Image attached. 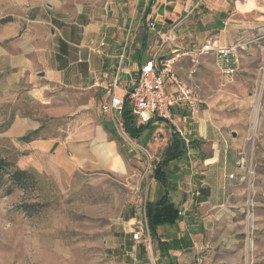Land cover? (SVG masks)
Returning <instances> with one entry per match:
<instances>
[{"label":"crops","instance_id":"1","mask_svg":"<svg viewBox=\"0 0 264 264\" xmlns=\"http://www.w3.org/2000/svg\"><path fill=\"white\" fill-rule=\"evenodd\" d=\"M243 7L233 0H0V73L11 84L25 79L47 103L49 94L58 88L88 93L90 102L85 109L90 110L97 103V91H107L118 71H122L123 87L114 94L123 97L152 55L169 56L175 50L169 43L159 52V35L149 27L151 20L161 32H172L177 45L195 50L211 40L223 45L225 36L239 26L234 22L245 16ZM181 57L188 61L190 56ZM202 80L201 95L205 96ZM150 121L134 139L153 153V140L162 135L159 126L164 125L167 142L159 156L151 154L157 159L156 168L175 131L168 121L163 124L155 116ZM173 121L191 142L184 143L183 154L164 168L169 188L153 171L147 182H139V189L145 202L167 194L178 210L177 217L160 223L151 242H136L130 233L141 220L137 210H130L118 222L121 228H116L124 240L119 246L123 256L132 264H237L225 255L231 251L226 246L238 244L226 229H233L239 197L237 190L227 189L226 171L239 164V152L227 140L225 129L206 113L204 103L199 114L184 105L175 106ZM113 123L111 119L108 127L96 126L82 138L69 135L43 140L41 148L51 150L58 142L56 158H68L79 167L125 172L128 159L136 155L117 137Z\"/></svg>","mask_w":264,"mask_h":264},{"label":"rangeland","instance_id":"2","mask_svg":"<svg viewBox=\"0 0 264 264\" xmlns=\"http://www.w3.org/2000/svg\"><path fill=\"white\" fill-rule=\"evenodd\" d=\"M233 1L244 4L245 16L234 22L239 26L222 46L235 48V75L227 78L214 54L200 57L192 76L190 57L178 58L175 70L200 89L205 81V111L239 152V164L226 171L227 189L239 192L233 229L226 233L238 244L226 246L231 251L225 255L237 264H264V0ZM97 93L90 110L85 109L88 93L65 88L50 93L47 103L25 79L11 84L0 73V159L9 165L0 181V264H132L123 256L119 246L124 240L116 228L132 209L144 221L146 199L139 182L153 175L157 159L152 155H160L168 138L164 125L152 153L113 123L121 142L136 155L125 172L79 167L56 158L57 147L41 148L43 140L82 138L116 120V113L105 109L112 95ZM16 171L33 178L21 186Z\"/></svg>","mask_w":264,"mask_h":264},{"label":"built area","instance_id":"3","mask_svg":"<svg viewBox=\"0 0 264 264\" xmlns=\"http://www.w3.org/2000/svg\"><path fill=\"white\" fill-rule=\"evenodd\" d=\"M148 25L159 35L157 42L159 52L169 43L174 45L175 50L171 56L160 57L158 52L152 55L140 67L138 79L129 88H126L123 97H118L114 94V91L120 88L122 84L120 79L122 68H120L121 72L118 71L114 81L106 87L108 94L112 96L109 106L105 109L116 113L117 118L115 123L117 127L120 128L122 134L128 135L121 115L126 99H128L131 103L132 113L140 121L148 123L154 116L167 120L174 125V131L183 138L184 143L189 145L191 140L180 127L174 124L173 108L177 105H184L193 114H199L204 100L200 87L190 84L187 79L181 77L176 72L175 64L177 59L184 55L191 57L193 68L190 76H192L196 73V67L199 64L200 57L207 54H214L217 59V65L222 73L227 78H232L239 66V58L234 47L222 46L217 40L208 41L195 50L182 48L175 43L172 32L165 34L157 29V22L155 20H151ZM125 73H128V71ZM144 214V221L135 223L133 238L136 242H140L143 239L151 242L145 208Z\"/></svg>","mask_w":264,"mask_h":264},{"label":"trees","instance_id":"4","mask_svg":"<svg viewBox=\"0 0 264 264\" xmlns=\"http://www.w3.org/2000/svg\"><path fill=\"white\" fill-rule=\"evenodd\" d=\"M121 115L126 132L133 139L139 137L141 132H143L147 128L148 124L151 122L150 121L148 123H139L137 116L132 113L131 103L128 99H126ZM184 148L185 145L180 135L177 132H174L172 134V139L170 143L168 144L163 153L162 159L159 161L158 165L154 170L155 178L167 189L169 188V183L166 179V173L164 171V168L168 165L171 160L181 156L184 152ZM8 166L9 165L5 160L0 159V181L4 171L8 169ZM14 175L17 182H19L21 186L25 185L28 179L33 178L29 173L27 174V172L25 171H16ZM144 206L147 224L149 228V234L151 239L154 240L157 237L158 225L165 221L176 219L175 217H177L178 210L170 203L167 194H164V196L154 202L146 201ZM161 245L163 247L167 246V244L164 242Z\"/></svg>","mask_w":264,"mask_h":264},{"label":"water","instance_id":"5","mask_svg":"<svg viewBox=\"0 0 264 264\" xmlns=\"http://www.w3.org/2000/svg\"><path fill=\"white\" fill-rule=\"evenodd\" d=\"M235 135V134H234ZM58 146V142H55V144L53 145V150Z\"/></svg>","mask_w":264,"mask_h":264}]
</instances>
